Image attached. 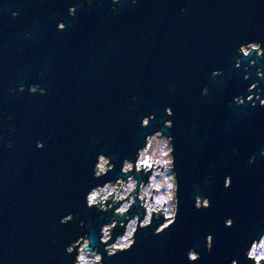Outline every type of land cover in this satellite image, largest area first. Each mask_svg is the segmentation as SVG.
Segmentation results:
<instances>
[{
  "label": "water",
  "instance_id": "1",
  "mask_svg": "<svg viewBox=\"0 0 264 264\" xmlns=\"http://www.w3.org/2000/svg\"><path fill=\"white\" fill-rule=\"evenodd\" d=\"M115 8L112 0H0V264H73L66 248L85 233L103 264H190V248L200 253L195 264H253L245 251L264 233V107L230 102L264 99L248 91L264 60L235 51L253 41L264 47V0H120ZM214 70L223 74L213 79ZM31 84L46 94H30ZM150 114L155 120L141 128ZM158 130L174 138L176 221L154 235L163 219L154 220L130 250L109 258L99 242L109 215L88 209L85 196L118 178L122 160H135ZM101 152L116 167L96 180ZM195 195L211 206L197 210ZM70 213L79 215L62 224Z\"/></svg>",
  "mask_w": 264,
  "mask_h": 264
},
{
  "label": "clouds",
  "instance_id": "2",
  "mask_svg": "<svg viewBox=\"0 0 264 264\" xmlns=\"http://www.w3.org/2000/svg\"><path fill=\"white\" fill-rule=\"evenodd\" d=\"M119 2L120 0H112L113 11L116 10L115 5ZM86 3L91 6L93 0H86ZM132 3L135 4L136 0H132ZM76 12V7L68 8L69 16L74 17ZM18 15L17 12L12 13L13 18ZM65 28L66 25L62 22L57 25L58 31H63ZM235 51L238 57L243 58H248L251 53L255 52L257 59L264 60V47L258 41L242 44ZM255 62V60H250L248 67L254 66ZM241 64L242 60L237 58L235 67L240 68ZM245 72L247 73V68H245ZM222 74L221 70H214L211 73V78L215 79ZM256 75L258 80L250 86L249 92H252L253 89H256L258 93L264 91L258 87L259 81H264V68H257ZM249 76L250 73L246 74L244 80H248ZM19 91L24 92L25 87L21 85ZM27 91L33 95L46 94V89L38 88L35 84L29 85ZM201 95L207 97L208 90L202 89ZM257 101L261 107H264V99H261L260 95H255V98L253 95H248L246 99L243 95H237L230 104L235 103L239 107L246 102H251L252 107H256ZM164 112L168 117L174 115L171 107L165 108ZM155 118L154 114L145 116L140 122V127H150L151 121ZM173 126L171 119L164 120L163 127L165 129H171ZM173 141L172 136H166L159 130L146 135L143 145L136 149L135 160L129 158L122 160L118 178L97 184L87 192L85 200L88 209L95 208L97 212L109 215L108 222L102 224L99 229V242L104 245V253L109 258L130 250L136 243L135 237L138 231L150 227L154 220L163 219V223H160L155 229L154 235H160L175 223L179 205V182L175 172ZM8 146H12L11 141L8 142ZM36 146L43 148L44 145L43 142L38 141ZM260 155L264 157V149L261 150ZM255 159L256 157L252 156L248 163H254ZM115 167L111 156L101 152L96 157L93 178L100 180L113 172ZM205 183L207 184L208 180ZM231 183L232 178L226 177L224 187L229 188ZM193 187L198 189L196 185ZM210 206L209 198L195 195L194 207L197 210L207 209ZM132 210L135 214H132ZM141 211H143V218H141ZM78 215V213H70L62 217L60 222L62 224L70 223ZM233 223L231 218L224 221L225 227L229 228L233 226ZM83 226L84 221H81V227ZM118 227L123 229L120 234H116L114 231ZM205 244L206 250L211 252L213 248L211 234L206 237ZM66 252L69 255L75 253L73 264H103L104 262V255L98 248L92 247L91 239L87 233L69 244ZM245 256L253 264H264V233H260L251 240L250 246L245 251ZM187 259L190 264H195L200 259V253L194 248H190L187 252ZM232 264H237V261L233 260Z\"/></svg>",
  "mask_w": 264,
  "mask_h": 264
}]
</instances>
